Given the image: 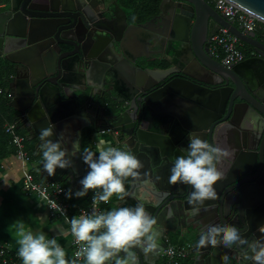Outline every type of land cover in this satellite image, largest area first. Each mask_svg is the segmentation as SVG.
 <instances>
[{"label":"water","instance_id":"95a60500","mask_svg":"<svg viewBox=\"0 0 264 264\" xmlns=\"http://www.w3.org/2000/svg\"><path fill=\"white\" fill-rule=\"evenodd\" d=\"M228 1L264 24V0ZM125 3L129 10L117 0H0V74L14 72L6 106L33 147L41 182L79 190L88 171L84 135L105 133L143 165L127 180L125 200L113 202L143 204L157 219L159 247L147 255L135 249L139 264H154L174 237L192 240L193 264H225V254L227 264H253L244 245L197 244L210 224L236 226L249 241L264 238V42L204 0ZM220 28L255 55L228 66L213 59L208 45ZM52 125L50 139L79 151L71 168L48 176L40 134ZM191 135L224 153L218 198L200 206L189 204L188 185L168 183Z\"/></svg>","mask_w":264,"mask_h":264},{"label":"clouds","instance_id":"9594fccd","mask_svg":"<svg viewBox=\"0 0 264 264\" xmlns=\"http://www.w3.org/2000/svg\"><path fill=\"white\" fill-rule=\"evenodd\" d=\"M54 134V125L42 129L40 134L43 169L48 176H53L58 168H71V156L79 151L76 143H73V149L69 152L62 147L61 139L54 142L50 139ZM188 141L187 148L183 150L185 154L176 156L172 162L168 183L188 185L192 189L189 204L200 206L205 201L218 198L214 186L224 179V174L217 167L224 153L199 136L191 135ZM81 157L88 171L79 181L81 188L74 193L69 190L65 196L67 199H71L73 195L82 198L92 191V211L81 212L69 219L65 209L53 204L55 210L65 215L78 250L72 259H68L65 248L57 239L48 238L43 231L34 232L26 228L23 220H17L13 225L17 237V255L22 264H79L81 260L84 264H139L135 249L147 255L159 247L157 219L143 204L117 206L105 211L97 209L98 204H107L114 195L120 201L125 200L128 195L125 182L129 178L139 177L143 167L137 156L131 150L108 145L98 152L85 149ZM198 213L199 207H194L193 215ZM260 231L264 233V227ZM67 234L69 233L66 232L65 235ZM208 244L225 248L244 245L246 259L253 264H264V238L251 241L244 239L236 226L208 225L197 247ZM222 260L227 264V254Z\"/></svg>","mask_w":264,"mask_h":264},{"label":"built area","instance_id":"2783aa9c","mask_svg":"<svg viewBox=\"0 0 264 264\" xmlns=\"http://www.w3.org/2000/svg\"><path fill=\"white\" fill-rule=\"evenodd\" d=\"M209 3L217 12L223 15L228 21L232 22L236 26H241V31L244 33L255 32L258 28L259 22L253 15L242 10L240 7L228 0H204ZM263 24V23H261ZM264 25V24H263ZM260 41L264 42V27L261 31ZM209 55L220 62L224 66H228L232 63H238L244 60L248 56H254L255 51L245 43L241 42L237 37L232 35L228 29L220 28L216 34H214L208 46ZM9 78L3 80L0 86V103L3 98H10L9 90L7 88ZM0 120L3 132L9 136L10 145L13 148L14 155L19 162L20 172L22 176V191L26 195H34L42 199L47 206L48 215L52 218L63 220L67 227L70 236L71 244V259L75 251L78 250V245L75 242V238L70 234V225L67 222L65 215L61 214L53 208V204L60 205L66 210V215L70 219L74 215H80L81 212L90 213L93 209L92 196L89 198V203L85 207L78 206L76 212L71 214L69 199L66 198L65 193L69 191L66 186L61 185L55 181L41 182L34 176L28 165L31 157L28 152L25 151L23 145V138L17 134L16 123L9 121L0 113ZM110 201L100 203L97 205L99 211H103V207L109 205ZM192 245L185 243L179 246L167 247L160 253L162 262L160 264H183L190 256ZM18 248H10L4 245H0V264H22V261L17 255ZM79 264H84L81 260Z\"/></svg>","mask_w":264,"mask_h":264},{"label":"crops","instance_id":"0c3cea01","mask_svg":"<svg viewBox=\"0 0 264 264\" xmlns=\"http://www.w3.org/2000/svg\"><path fill=\"white\" fill-rule=\"evenodd\" d=\"M135 1L143 5H145L146 3V0ZM117 3L122 7H125L126 10H129L131 7L125 3V0H117ZM12 75H14V72L10 69L2 72L0 74V86L2 85L5 78L10 79ZM8 102V99L1 100L0 113L9 121H13V115L9 108L6 106ZM16 131L17 134L23 138V133L19 130ZM90 132L87 133V135H84L82 144L83 152L85 149H89L93 152H98L100 148L110 145L109 136L105 133L96 132L94 130ZM0 133H3L1 120ZM6 136L9 139V146L3 150V144H0V154H4L3 157H0V245L15 249L18 248V245L16 243V230L13 224L17 220H23L26 228L31 229L34 232L43 231L47 234L48 238L57 239L58 243L65 248L67 252V258L71 259L70 236L69 234L65 235V233L68 232L66 223L61 219L50 217L48 215L46 203L42 199L34 195H26L23 193L21 189L22 176L20 172L19 162L14 155L12 146L10 145V138L8 135ZM23 145L25 151L28 152L31 157L28 167L29 169H31L32 173L38 179V181H41V167L37 166V158L34 156L33 147L29 143H24V139ZM33 161L36 164V169L32 164ZM48 181L52 180H45L44 182ZM126 182L127 189L128 181ZM60 184L68 188L67 183L61 182ZM92 193V191H89L87 195L82 198H77L73 195V199L71 198L68 200V202L70 203L71 214H74L76 212V208L78 206H87ZM115 200H117V197L114 195L110 199V204L103 207V211L111 209ZM184 243H190L192 245V240L185 237H174L169 241L168 245L179 246ZM193 257L194 254L190 252V256L186 260H184L183 264H193ZM154 262V264H160L162 262V259L159 256L158 259H155Z\"/></svg>","mask_w":264,"mask_h":264},{"label":"trees","instance_id":"16d2710c","mask_svg":"<svg viewBox=\"0 0 264 264\" xmlns=\"http://www.w3.org/2000/svg\"><path fill=\"white\" fill-rule=\"evenodd\" d=\"M156 3H155V1L154 2H150V3H147V4H145V5H143V4H140V5H142V7H147V6H149V7H151V8H155V5ZM262 27H264V25L263 24H261V23H259L258 24V28H257V30H256V36H257V38L258 39H260V36H261V31L263 30L262 29ZM250 48V47H249ZM8 143H9V139H8V137L5 135V133L3 132V133H0V144H3L2 145V148H3V150L5 149V148H7L9 145H8ZM4 156V154H0V157H3ZM127 185V182H126V184H125V186ZM73 199V198H72Z\"/></svg>","mask_w":264,"mask_h":264},{"label":"rangeland","instance_id":"374dc122","mask_svg":"<svg viewBox=\"0 0 264 264\" xmlns=\"http://www.w3.org/2000/svg\"><path fill=\"white\" fill-rule=\"evenodd\" d=\"M138 3V2H137ZM138 6L139 7H142L139 3H138ZM3 99H5V98H3ZM19 134H22V133H19ZM24 139V138H23ZM28 143L25 139H24V143ZM33 165H34V167H35V169H36V164H35V162L33 161V163H32ZM35 171H37V170H35ZM185 244V243H184ZM160 262V261H159Z\"/></svg>","mask_w":264,"mask_h":264},{"label":"flooded vegetation","instance_id":"af4514ba","mask_svg":"<svg viewBox=\"0 0 264 264\" xmlns=\"http://www.w3.org/2000/svg\"><path fill=\"white\" fill-rule=\"evenodd\" d=\"M154 1H155V3H156L155 5H157L158 0H146V3H145V4L150 3V2L152 3V2H154ZM209 43H210V42H209ZM208 46H209V45H208ZM249 57H250V56H249ZM246 58H248V57H246ZM246 58H245V59H246Z\"/></svg>","mask_w":264,"mask_h":264}]
</instances>
